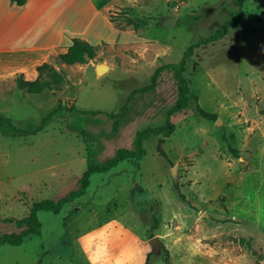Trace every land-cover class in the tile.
Masks as SVG:
<instances>
[{"label": "rangeland", "instance_id": "1", "mask_svg": "<svg viewBox=\"0 0 264 264\" xmlns=\"http://www.w3.org/2000/svg\"><path fill=\"white\" fill-rule=\"evenodd\" d=\"M240 5L122 0L109 13L110 24L99 15L91 28L79 27V36L93 34L97 55L69 65L59 59L64 47L14 46L29 36L17 21L24 6L0 0V112L22 130L0 124V235L20 232L17 220L30 214L36 200H58L79 189L91 165L133 148L139 130L164 125L179 86L168 68L151 88L155 70L179 62ZM243 5L245 16L225 38L196 48L189 58L190 106L172 116L173 134L145 140L141 159L93 173L86 193L59 213L40 210V232L20 245H0V264H87L77 237L109 219H120L129 237L139 240L145 264H182L184 253L169 252L155 235L163 195L184 213L186 232L210 237L206 243L215 255L194 264H264V0ZM172 15L173 26L163 27L162 19ZM45 61L66 75L62 86L39 93L21 89L17 77L35 79ZM98 63L109 68L98 74ZM61 99L64 109L43 124ZM72 102L78 110L70 109ZM197 104L217 119L201 116Z\"/></svg>", "mask_w": 264, "mask_h": 264}, {"label": "trees", "instance_id": "2", "mask_svg": "<svg viewBox=\"0 0 264 264\" xmlns=\"http://www.w3.org/2000/svg\"><path fill=\"white\" fill-rule=\"evenodd\" d=\"M28 0H12V2L17 3L19 5H24ZM246 0H239L240 9L238 11H234L231 14V18L226 20L223 27L218 28L216 32L209 35L207 38H204L194 44H191L184 53L182 59L177 63H167L162 64L157 67L154 74L152 75V83L150 87H154L158 83V79L162 75V73L171 68L174 71L175 78L178 82L179 86V98L177 102L169 109L167 113L166 123L162 126L157 127H146L145 129H141L137 132L135 138V145L133 148H121L117 154L106 161L103 164H93L91 165L81 176V187L69 195H66L58 200H54L52 198H44L40 200H36L32 204L31 212L28 216L21 220H17V224L19 227L23 228L20 232H13L0 235V245L2 244H12V245H20L25 239L34 234H38L42 227V222L39 218L38 212L40 210H48L53 211L55 213H59L63 206L70 201H73L75 198L84 195L87 191V188L91 182V176L93 173L108 171L111 168L119 165L120 162L126 159H141L145 153V140L149 139L152 136L165 135L170 136L176 130V124L172 120V116L190 106L191 100V83L187 78L185 72L187 71L189 58L194 55L195 49L204 45L210 44L217 41L222 40L227 36L229 31L236 25H238L243 17L244 13V2ZM129 24H133L135 29H140L141 24L135 21L133 18L129 17L127 19ZM97 49L96 45L90 42L89 40L83 39L81 37H74L73 43L69 46L66 52L59 54V59L66 64H75V63H86L89 59L96 57ZM38 76L35 79L26 78L24 73H21L17 77L18 86L21 89H25L31 93H39L46 89H56L62 86V84L66 81V75L57 69L55 65H53L50 61H45L42 64L37 66ZM68 103V102H67ZM71 110H78L75 103H70ZM198 111L201 116L207 119H217V115L206 110L201 104H197ZM64 109V102L61 99L58 106L50 110L43 118L42 123L46 124L50 120H52L56 114L61 112ZM84 112H92L98 113V111H85ZM0 124L5 126L12 127L15 131L22 132L21 129H18L16 125L13 123V119L4 115L0 112ZM163 140V139H162ZM231 150L238 154V150L231 147ZM159 152L161 155L166 156L167 152L164 151L162 146H159ZM12 220V219H10ZM148 264V262H147Z\"/></svg>", "mask_w": 264, "mask_h": 264}, {"label": "clouds", "instance_id": "3", "mask_svg": "<svg viewBox=\"0 0 264 264\" xmlns=\"http://www.w3.org/2000/svg\"><path fill=\"white\" fill-rule=\"evenodd\" d=\"M161 200V223L155 235L164 242V247L169 252H183L182 264H194L197 257L214 256V250L206 243L209 235L186 232L188 225L184 213L171 207L172 201L167 195H163ZM128 233V228L120 219H109L79 235L76 244L87 264H145V248Z\"/></svg>", "mask_w": 264, "mask_h": 264}, {"label": "crops", "instance_id": "4", "mask_svg": "<svg viewBox=\"0 0 264 264\" xmlns=\"http://www.w3.org/2000/svg\"><path fill=\"white\" fill-rule=\"evenodd\" d=\"M52 1L53 5L57 2V7L55 6L54 9H51ZM72 1L69 5L67 0L27 1L17 14V21L20 28L27 29L29 36H23L14 46L20 48L64 47L68 50L74 37H81L93 43V34L91 36L77 34L79 27L87 24L91 28L99 15H104L110 24L109 13L122 0H100L102 2L97 5L93 2L95 0ZM35 72L38 76L37 68Z\"/></svg>", "mask_w": 264, "mask_h": 264}, {"label": "water", "instance_id": "5", "mask_svg": "<svg viewBox=\"0 0 264 264\" xmlns=\"http://www.w3.org/2000/svg\"><path fill=\"white\" fill-rule=\"evenodd\" d=\"M175 19H176V15H172V16H166L162 19L161 21V25L165 28H170L173 26L174 22H175ZM109 68V65L108 64H100L98 63L97 64V72L98 74H101L103 72H105L107 69ZM218 123L221 122V118H218Z\"/></svg>", "mask_w": 264, "mask_h": 264}]
</instances>
